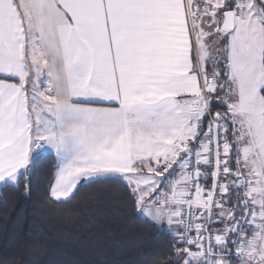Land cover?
<instances>
[{
  "label": "snow or ice",
  "instance_id": "1",
  "mask_svg": "<svg viewBox=\"0 0 264 264\" xmlns=\"http://www.w3.org/2000/svg\"><path fill=\"white\" fill-rule=\"evenodd\" d=\"M51 155L49 198L122 183L160 264H264V0H0V186Z\"/></svg>",
  "mask_w": 264,
  "mask_h": 264
},
{
  "label": "trees",
  "instance_id": "2",
  "mask_svg": "<svg viewBox=\"0 0 264 264\" xmlns=\"http://www.w3.org/2000/svg\"><path fill=\"white\" fill-rule=\"evenodd\" d=\"M56 163L48 157L27 194L0 186V264H160L171 237L136 213L122 183L57 203L48 196Z\"/></svg>",
  "mask_w": 264,
  "mask_h": 264
},
{
  "label": "built area",
  "instance_id": "3",
  "mask_svg": "<svg viewBox=\"0 0 264 264\" xmlns=\"http://www.w3.org/2000/svg\"><path fill=\"white\" fill-rule=\"evenodd\" d=\"M210 182V181H209Z\"/></svg>",
  "mask_w": 264,
  "mask_h": 264
},
{
  "label": "crops",
  "instance_id": "4",
  "mask_svg": "<svg viewBox=\"0 0 264 264\" xmlns=\"http://www.w3.org/2000/svg\"><path fill=\"white\" fill-rule=\"evenodd\" d=\"M238 263V262H237Z\"/></svg>",
  "mask_w": 264,
  "mask_h": 264
}]
</instances>
